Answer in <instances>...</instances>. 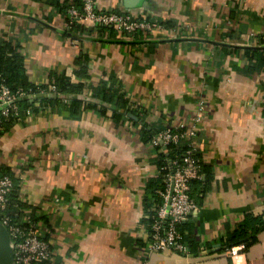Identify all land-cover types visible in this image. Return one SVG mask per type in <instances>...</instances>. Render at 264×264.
<instances>
[{
    "label": "crops",
    "instance_id": "0c3cea01",
    "mask_svg": "<svg viewBox=\"0 0 264 264\" xmlns=\"http://www.w3.org/2000/svg\"><path fill=\"white\" fill-rule=\"evenodd\" d=\"M79 1L0 0V43L18 45L31 82L89 73L66 103L30 97L33 115L0 134V168L50 241L48 264H264V228L244 251L223 249L246 215L264 219V0H97L164 23L133 38L87 20L66 34L67 5ZM103 83L113 101L94 95ZM201 100L198 210L183 223L190 252L151 251L160 150L146 131L190 123Z\"/></svg>",
    "mask_w": 264,
    "mask_h": 264
},
{
    "label": "built area",
    "instance_id": "2783aa9c",
    "mask_svg": "<svg viewBox=\"0 0 264 264\" xmlns=\"http://www.w3.org/2000/svg\"><path fill=\"white\" fill-rule=\"evenodd\" d=\"M82 6H71L68 9L69 28L76 21H89L93 25L115 27L128 37H135L141 33H149L165 28L160 20L147 16H134L112 10L97 8V0H82ZM259 47L264 56V34L260 37ZM66 75L72 82L78 80L75 71ZM38 83L36 88L12 90L7 84L0 85V125L10 118L19 119L32 116L34 108L29 106L21 109L19 100L38 96L55 95L62 102H68L67 96L55 84L49 86ZM204 101L199 103L198 113L190 123L181 121L175 125H167L156 133L151 143L166 151L172 144H183V151L174 159L168 160L162 169L167 170L163 179V187L157 190L162 202L154 209L153 222L147 231L146 248L151 251L173 250L179 253H189V244L179 225L188 220L198 210V203L192 197V182L202 176V158L200 154L198 125L202 119ZM14 187V180L8 175L0 177V220L11 235L14 248V264H48L51 259V243L41 235L39 221L28 211H8L10 193ZM247 248L244 242L234 244L225 249L229 255H236Z\"/></svg>",
    "mask_w": 264,
    "mask_h": 264
},
{
    "label": "trees",
    "instance_id": "16d2710c",
    "mask_svg": "<svg viewBox=\"0 0 264 264\" xmlns=\"http://www.w3.org/2000/svg\"><path fill=\"white\" fill-rule=\"evenodd\" d=\"M82 0H80L76 5H67V8L69 9L71 6L81 7L82 6ZM58 3V2H57ZM69 17L67 16V20ZM167 24H170V22H166ZM84 28H87L85 25H83L80 21H76L74 24H72L71 27H66V34H74L77 33L80 30H83ZM98 32L105 31L107 29H112L113 27L104 26V25H95L94 27H91V31L95 29ZM90 31V30H88ZM260 50V54L262 58L264 59L263 53ZM80 59L77 61L80 63ZM75 74L78 77V80L75 82H72L70 78L64 74H57L55 72H52L50 74V81L42 84L44 86H49V84H55L57 88L63 93L64 96H66L67 93L81 90L83 89L84 85L89 82V73L86 70V67L82 66L79 69H75ZM2 83L7 84L12 90H18V89H28L30 87L36 88L38 86V83H33L29 80V76L26 71L25 67V60L23 55L18 49V45L14 44L11 41L4 40L0 43V85ZM93 90L94 95H101L102 98L106 101H113L116 97V91L112 90L111 88H108L105 83L99 84L97 86H94ZM57 99L53 98H43L42 101H50V102H58L61 98L56 96ZM120 94H118V98H120ZM41 101V102H42ZM49 102V103H50ZM19 106L21 109H25L29 106H32L35 110V108H38L35 106V102L30 101V98H23L19 100ZM77 102L75 101V104ZM42 103H40L41 105ZM24 114L21 118L15 119L10 118L9 121H6L5 124L0 125V134H3L4 132L8 131L11 126L20 119H23ZM149 133V136L146 138L148 141H151L153 136L158 133H151L150 131H146ZM156 149L159 151L160 147L157 146ZM184 149L183 144H172L167 147L166 151H159L156 157V164L159 170L158 176L152 178L149 181L148 188L152 193V197L154 199V204L150 206L149 215H148V222L149 226L148 229H150L151 224L153 222V215L155 213V208L158 204L162 202V199L157 194V190L159 188L163 187V179L165 177V174L167 170L162 169V167L168 163V160L174 159L176 155L180 154ZM8 175L13 178L14 180V187L9 195V205H8V211L13 213L15 211H21L23 208V204H21L17 198L16 194V177L12 174L10 170L7 168H0V177ZM201 179V178H200ZM198 180V179H196ZM194 180V181H196ZM192 182V184L194 183ZM191 195L194 197V199L197 201L196 196L191 190ZM184 223V222H183ZM179 225V229L184 234L185 241L188 244H191L190 239L186 236L184 232V224ZM264 228V219L262 217H256L251 215H246L245 218L241 221L237 229L233 232L232 235L228 236V240L223 243V249L238 244L241 242H244L247 246L248 241H252L255 239V235L258 231ZM47 238V236H46ZM191 246V245H190Z\"/></svg>",
    "mask_w": 264,
    "mask_h": 264
},
{
    "label": "water",
    "instance_id": "95a60500",
    "mask_svg": "<svg viewBox=\"0 0 264 264\" xmlns=\"http://www.w3.org/2000/svg\"><path fill=\"white\" fill-rule=\"evenodd\" d=\"M0 264H14V248L11 243V235L8 229L6 228V226L1 222V220H0Z\"/></svg>",
    "mask_w": 264,
    "mask_h": 264
}]
</instances>
